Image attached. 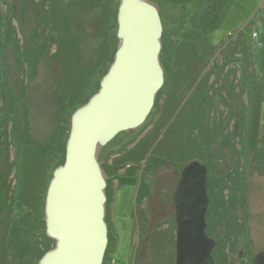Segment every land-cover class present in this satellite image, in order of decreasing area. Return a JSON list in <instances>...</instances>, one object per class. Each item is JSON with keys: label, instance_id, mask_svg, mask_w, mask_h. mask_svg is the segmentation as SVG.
Wrapping results in <instances>:
<instances>
[{"label": "rangeland", "instance_id": "1", "mask_svg": "<svg viewBox=\"0 0 264 264\" xmlns=\"http://www.w3.org/2000/svg\"><path fill=\"white\" fill-rule=\"evenodd\" d=\"M152 1L161 8L164 36L173 40L161 55L172 71L165 69L163 89L168 92L145 124L132 136L121 133L100 150L101 156L114 154L123 141L140 135L135 149L143 152L133 175L122 166L119 172L124 179L113 177L107 188L112 233L104 264H176V210L171 195L182 169L193 160L207 167L213 163L217 171L209 175L220 179L235 167L244 170V203L237 199L236 214H229L232 221L216 218L207 232L216 242V264H254L264 252V0ZM117 3L0 0L7 63L18 100L23 101L19 132L24 135L29 125L34 147L26 151L28 168L22 171L20 166L17 174L13 125L6 120L0 124L6 131L4 138L0 136V264H39L35 241L43 240L37 217L43 212L38 207L36 216H27L20 225L19 217L28 208L18 201V193L22 189L24 198L38 205L47 195L63 159L58 148L60 129L68 119L71 122L76 108L98 92L118 48L112 37L115 22L108 21ZM181 44L184 53L179 61L176 46ZM24 45L34 52L22 58ZM238 129L242 133L237 134ZM24 155L19 150V164ZM115 160L113 155L105 159L111 175L120 169H114ZM149 168H154L153 177ZM150 180L160 193L149 204ZM222 183L219 180L214 189L216 203ZM224 193L229 196V189ZM215 208L219 213L223 210L219 205Z\"/></svg>", "mask_w": 264, "mask_h": 264}, {"label": "water", "instance_id": "2", "mask_svg": "<svg viewBox=\"0 0 264 264\" xmlns=\"http://www.w3.org/2000/svg\"><path fill=\"white\" fill-rule=\"evenodd\" d=\"M118 48L100 88L71 117L65 163L57 167L45 201L46 233L54 247L39 264H103L109 246L108 174L99 152L121 133L142 127L166 83L161 55L164 25L152 0H120ZM208 167L193 160L172 195L176 209V264H215L207 232ZM254 264H264L260 252Z\"/></svg>", "mask_w": 264, "mask_h": 264}, {"label": "trees", "instance_id": "3", "mask_svg": "<svg viewBox=\"0 0 264 264\" xmlns=\"http://www.w3.org/2000/svg\"><path fill=\"white\" fill-rule=\"evenodd\" d=\"M5 1V0H4ZM52 2H54L55 0H51ZM110 4H112L113 2H117V8H116V4L115 6L113 5V7L111 8V18L109 17L108 21L113 20L115 22V32L113 33L112 37L114 38V40L118 43V38H117V29H118V25H117V15H118V7H119V2L120 0H109ZM10 5V4H9ZM101 5V4H100ZM109 9V8H108ZM51 11H53V7L50 5V9ZM115 10V11H114ZM3 18V17H1ZM2 21L0 20V68H1V73H0V103L1 107H0V124H4V122L9 123L11 122L13 125V135H14V145L16 147V150L19 152L20 151H24L25 155H24V159L22 161V163L19 164L18 162V152H17V156H16V162L14 163L16 169H17V174L20 171V166H22V171H26V169L28 168V159H29V155H27L26 151L28 153H30V151L34 150L33 145H31L32 142L29 141L30 136H29V125L27 126V130L26 133L24 135H21L19 132V119L21 120L20 114H21V106H22V102H20L18 100V94L15 92V86L12 83L11 80V75H10V70H9V65L7 63L8 61V55L6 52V40H7V35L6 33L3 34L2 32H4L2 29V26H4L2 23ZM13 41L16 44L17 48H19V43L18 41H16L15 37H13ZM163 50H162V55L165 54L170 46L173 44V40L170 37H163ZM21 42V41H19ZM116 44V43H115ZM176 45V43H175ZM174 45V46H175ZM184 47L183 44L180 45V47L176 46V52L178 55V60L181 61L182 58L179 59V56L182 55L183 53L181 52V49ZM22 50V58L29 57V55L31 53L34 52V49H28L26 47V45L21 46ZM174 48V47H173ZM117 48L115 49L113 55H115ZM181 52V53H180ZM27 54V55H26ZM242 56H245L244 53H241ZM234 56H236V51L233 54ZM181 57V56H180ZM21 58V57H20ZM35 60H36V56H34ZM235 59V58H233ZM35 60H31V62L35 61ZM111 63L114 60V56L111 57ZM25 62V61H24ZM164 68L170 72L171 67L163 62ZM109 69V68H108ZM213 68L210 71L209 74H211V72H213ZM108 71V70H107ZM107 71H105V74L107 73ZM104 74V75H105ZM103 75V76H104ZM174 75V74H173ZM206 82L205 85L207 83V85L209 84V75H207L205 77ZM101 81V80H100ZM171 84H169L170 86ZM99 87H100V83H99ZM99 90V89H98ZM168 90L165 91V89H162L161 92L159 93V97H158V106H159V102L162 99V95L164 93H166ZM24 98V97H23ZM89 98L87 99V101H89ZM86 101V102H87ZM85 102V103H86ZM22 103V104H21ZM77 109V108H76ZM75 109V110H76ZM12 110V111H10ZM74 110V111H75ZM73 111V112H74ZM6 120V121H4ZM70 119H68V121H65L66 123L61 127L60 129V136L58 139V145L60 143V146H58V148L60 147V151L63 154V159L62 162H60L59 165H63L64 161H65V152H66V145H67V139L69 137V131H70V127H71V122L69 121ZM21 122V121H20ZM18 127V128H17ZM237 127L242 129L240 126V123L237 124ZM238 129L237 130V134H240L241 130ZM0 136H3L6 131H4L3 128H0ZM242 133V132H241ZM27 140L29 145H25V141L23 142L22 140ZM235 148V147H234ZM139 150V148H136L134 151H136L135 155H134V151H129L123 155H121L120 157L116 158V166H122V165H127L132 161H137L141 160L142 157H140V154H137V151ZM209 159H211L209 157ZM208 165V169L210 173H215L217 171L216 167L212 164H207ZM133 168H131V170L128 172L129 175H133L134 171L132 170ZM209 173V174H210ZM128 175V176H129ZM214 175H209L208 176V193L210 196V204H212L210 210L208 211V216H207V220H208V227L210 228L211 225H214L216 222V218H219V221L221 220H227V222H231V216L229 214L233 213L236 214V209H237V202L240 203L237 199H240V201H242L241 204H243L244 202V197H245V175H244V170L241 169L239 166L235 167L232 172L229 171L227 172L224 176H222V179H220V177L218 178L216 175L213 177ZM27 182H29L28 179H25ZM219 180L222 181V187L220 189L221 194L218 198L219 203H216V191H214L215 187L218 186ZM26 182V184H27ZM225 189H229L230 194L229 196H226L224 193ZM47 194V192H46ZM18 201L24 206L28 208V211L26 213H24L22 216L19 217L20 220V225H23V221L24 218H26L27 216H36V211L39 210V208L42 209L41 214H39V216H37L39 219V223L42 226L43 232L42 234L43 236V240L39 242L38 238L36 244H38L37 249H38V260H40L44 254L50 250L53 245H54V240H52L50 237L47 236L46 234V221H45V201H46V196H44V198H42V200L40 201V205L38 204H34L33 202H29L24 198V193L22 191V189L20 190V192L18 193V197H17ZM26 206H25V205ZM6 205V204H5ZM220 208H222L223 210L220 211V213L216 210V208L214 209V207L218 206ZM39 207V208H38ZM233 209V211H232ZM213 210V214L211 213V211ZM215 213V214H214ZM237 218V216H236ZM235 218V219H236ZM236 222V220H234ZM208 229V228H207ZM211 229H208L207 231L210 233ZM21 231V230H20ZM238 232V231H236ZM30 236V235H28ZM30 238V237H29ZM41 244V245H40ZM39 262V261H38Z\"/></svg>", "mask_w": 264, "mask_h": 264}, {"label": "flooded vegetation", "instance_id": "4", "mask_svg": "<svg viewBox=\"0 0 264 264\" xmlns=\"http://www.w3.org/2000/svg\"><path fill=\"white\" fill-rule=\"evenodd\" d=\"M165 74H166V71H165ZM168 92V91H167ZM166 92V93H167ZM166 93H164V94H166ZM163 94V95H164ZM158 97H159V95H158ZM158 97H157V102H156V105H155V107H154V109L157 107V105H158ZM135 132V131H134ZM134 132H132L131 133V136L132 135H134ZM140 135H138L137 137H136V139L135 140H133L132 138L133 137H130L129 139H127L126 141H123V143L121 144V146L118 148V152H115L114 154L113 153H108V155H113L114 156V158H117V157H120L121 155H123V154H125V153H127V152H129V151H133L134 149H135V146H137L138 145V137H139ZM131 140H133V141H131ZM134 148V149H133ZM137 148H139V147H137ZM129 150V151H128ZM134 153H136V151H134ZM137 154L139 155L140 154V157H143V152L141 151V149L139 148V150L137 151ZM108 155L106 154V155H104V156H101V152H100V161L102 162V165H103V167H104V169H105V171H106V173L108 174V189H109V186H110V183H112L111 182V180L113 179V177H116V176H118V178L119 179H124V176H123V174L122 173H120L119 171L121 170V168H122V166H123V169H131V168H133V167H136V166H134V165H137L138 164V162L139 161H142V159L141 160H137V161H132V162H130L129 164H127V165H122V166H115V170L116 169H118V168H120L119 170H118V174H116L115 173V175H111L110 173H108V170H107V167H106V162H105V159L108 157ZM142 155V156H141ZM145 156V155H144ZM114 164V162L112 161V164L111 165H113ZM150 170H149V173H150V175H152V177H153V175H154V168H149ZM127 174V173H126ZM128 176V175H127ZM129 178V177H128ZM135 181H136V179H135ZM154 181V180H153ZM152 181V182H153ZM123 184H128V183H123ZM132 184V183H131ZM149 184H150V188H149V191H148V193H147V196H148V201H149V204L151 203V201H153L154 199H155V197L156 196H159L158 195V193H160L159 191V187H157V185H156V183H151V180L149 181ZM122 185V182H121V184H118V188L120 187ZM174 193V192H173ZM107 194H108V190H107ZM173 195V194H172ZM172 195H171V200H172ZM165 198H166V196H165ZM164 199V196L162 197V200ZM111 203H112V200H111V197H109V194H108V202H107V222H108V227H109V231H110V236H111V228H110V218H109V214H108V212H109V210H110V205H111ZM110 236H109V245H110ZM242 254H243V252H241L240 253V256H242ZM214 259H215V257H214ZM105 261H106V259H105ZM215 262H216V259H215Z\"/></svg>", "mask_w": 264, "mask_h": 264}, {"label": "bare ground", "instance_id": "5", "mask_svg": "<svg viewBox=\"0 0 264 264\" xmlns=\"http://www.w3.org/2000/svg\"><path fill=\"white\" fill-rule=\"evenodd\" d=\"M77 110V109H76ZM69 137H70V135H69ZM69 140V139H68ZM68 143V142H67ZM67 148V147H66ZM100 153V152H99ZM99 157V156H98ZM65 160H66V156H65ZM99 160H100V158H99ZM101 162V161H100ZM61 166V165H60ZM108 188V187H107ZM107 196H108V194H107ZM108 202V201H107ZM175 207V206H174ZM176 210V209H175ZM106 221H107V216H106ZM107 224H108V222H107ZM108 232H109V227H108ZM53 240V239H52ZM109 247V246H108ZM108 250V249H107ZM176 250H177V247H176ZM178 256V255H177ZM104 261H105V259H104ZM176 261H177V258H176ZM103 264H104V262H103ZM216 264V263H215Z\"/></svg>", "mask_w": 264, "mask_h": 264}, {"label": "crops", "instance_id": "6", "mask_svg": "<svg viewBox=\"0 0 264 264\" xmlns=\"http://www.w3.org/2000/svg\"><path fill=\"white\" fill-rule=\"evenodd\" d=\"M117 187V186H116Z\"/></svg>", "mask_w": 264, "mask_h": 264}]
</instances>
